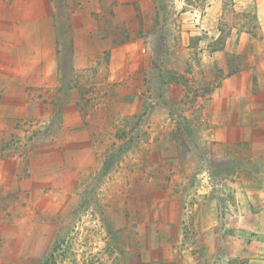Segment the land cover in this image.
I'll return each instance as SVG.
<instances>
[{
	"label": "rangeland",
	"instance_id": "rangeland-1",
	"mask_svg": "<svg viewBox=\"0 0 264 264\" xmlns=\"http://www.w3.org/2000/svg\"><path fill=\"white\" fill-rule=\"evenodd\" d=\"M234 3L0 0V59L55 55L12 52L25 40L10 15L52 21L64 54L33 113L0 127V159L15 163L0 178V264H264V241L233 219L259 210L239 201L264 197V139H244L216 94L243 64L235 33L261 38Z\"/></svg>",
	"mask_w": 264,
	"mask_h": 264
},
{
	"label": "crops",
	"instance_id": "crops-1",
	"mask_svg": "<svg viewBox=\"0 0 264 264\" xmlns=\"http://www.w3.org/2000/svg\"><path fill=\"white\" fill-rule=\"evenodd\" d=\"M6 5L8 6V3ZM233 7L237 12L254 10L255 21L259 26L261 38L255 39L250 32L235 33L238 42L235 43L233 56L243 60V64L238 65L235 72L225 77L224 83L227 84V87L224 86L221 90L222 93L217 91L216 94L218 97L220 95L232 97V110L238 113L237 119L235 117L234 127L241 131L244 139H246V129L248 127L255 128V132L250 134L253 136L251 139H264L259 131L264 126V104H261L263 100L259 103V99H264V0H235ZM10 17H12V20L9 28L6 24H2L1 29L4 31L7 28L10 31L20 29L24 32L23 40H25L22 45L15 46L11 44L12 52H17L18 57L27 52L32 56L38 50V47L44 46L43 48H46V51L55 53V58L50 57L49 60H44L45 64L43 66L42 62L39 61L35 63L23 62L20 58L14 59L17 61L0 59V127H11L15 118L22 115L27 117L29 113H33L35 108L32 100L33 90L44 86L49 87L51 82L57 79V75L60 78L64 67L61 59L64 55L63 50L60 49V53L58 52L57 34L52 21H50L49 26H44L40 21L35 22L34 14L28 15L20 23H16V18H13V15H10ZM32 32L36 33L35 37L38 41L36 45L33 43ZM219 33L221 34V31ZM81 39L75 38L74 51L68 52L73 55L72 66L76 70L87 67L89 63V53L77 43ZM228 43L229 41L226 40L224 47L220 48L224 52L225 58L229 54L226 53V44ZM2 44H5V42L1 41ZM30 59L34 60L33 58ZM232 65L236 67L234 63ZM226 67L229 71V62ZM226 90L228 91L227 94ZM227 110H230V108ZM247 114L249 115L248 120L246 119ZM25 117L24 121H27ZM63 118H66V116L64 115ZM14 165L12 159H0V178L9 177ZM45 166L47 165H42L41 168ZM261 196L259 199L240 200L241 208L246 206L249 208L257 207L259 210L257 212L250 211L245 216L239 213L233 219H248V225H243L241 221L239 226L258 234V238L264 241V197ZM31 255L34 259L39 257L35 253Z\"/></svg>",
	"mask_w": 264,
	"mask_h": 264
},
{
	"label": "trees",
	"instance_id": "trees-1",
	"mask_svg": "<svg viewBox=\"0 0 264 264\" xmlns=\"http://www.w3.org/2000/svg\"><path fill=\"white\" fill-rule=\"evenodd\" d=\"M221 35H222V32H221ZM217 42L220 43V47L219 48H223L224 45H225V38L223 37H219L217 39ZM233 72H235V70H233L232 72H230L229 74H232Z\"/></svg>",
	"mask_w": 264,
	"mask_h": 264
}]
</instances>
